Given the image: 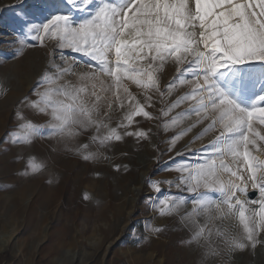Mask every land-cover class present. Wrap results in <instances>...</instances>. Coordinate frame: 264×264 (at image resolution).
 <instances>
[{
    "label": "snow or ice",
    "instance_id": "1",
    "mask_svg": "<svg viewBox=\"0 0 264 264\" xmlns=\"http://www.w3.org/2000/svg\"><path fill=\"white\" fill-rule=\"evenodd\" d=\"M64 8L29 25L30 39L40 47L55 42L62 63L50 52L32 92L35 99L21 101L47 117L46 123L18 112L22 123L10 133L11 143L29 145L34 137H46L67 147L92 132L89 142L99 149L124 136L148 139L143 129L127 130L135 117L169 118L161 125L168 131L195 116L169 141L174 147L205 122L192 142L215 134L207 146L169 169L180 173L176 187L193 195L161 194L160 182L150 181L161 194L152 208L161 216L179 215L190 233L186 243L203 250L202 264L255 249L264 235V0H64ZM18 43L16 55L36 46L23 38ZM167 64L176 74L162 91L159 73ZM185 87L187 92L159 110L160 117L146 110L154 107V95L163 104ZM117 109L122 117L112 127ZM70 150L84 161L101 156L99 150L89 151V143ZM43 167L30 157L25 174ZM249 186L258 192L256 198L248 197ZM188 204L191 209L185 210Z\"/></svg>",
    "mask_w": 264,
    "mask_h": 264
},
{
    "label": "rangeland",
    "instance_id": "2",
    "mask_svg": "<svg viewBox=\"0 0 264 264\" xmlns=\"http://www.w3.org/2000/svg\"><path fill=\"white\" fill-rule=\"evenodd\" d=\"M65 10L64 0H0V97L12 98L0 115V264H202L203 250L186 243L190 233L179 215L161 216L152 204L161 194L193 195L176 187L180 173L169 169L214 138L209 133L192 142L207 122L174 147L170 139L192 124L195 116L168 131L161 125L169 118L135 117L127 130L143 129L148 139L124 136L99 149L89 142L92 132L67 147L57 138L46 137H34L29 145L11 143L10 133L22 123L18 112L26 120L46 123L47 117L37 116L21 101L35 99L32 92L47 68L50 52L55 51L56 62L62 63L55 42L45 41L40 47L30 39L29 25ZM19 38L36 46L16 55L21 48ZM175 74L173 64L159 73L162 91ZM131 90L143 101L140 90L134 85ZM187 91V87L179 89L163 104L154 95V107L146 110L160 117L162 107ZM121 117L122 112L115 110L111 126L116 127ZM119 131L123 134L125 129ZM77 143H89V151L99 150L100 158L84 161L70 150ZM30 157L44 165L42 171L25 174ZM150 181L160 182L161 194L152 190ZM252 190L249 186L248 192ZM190 209L188 204L185 210ZM153 228L162 230L154 232ZM255 249L248 250L250 258ZM241 252L212 258L207 264H242Z\"/></svg>",
    "mask_w": 264,
    "mask_h": 264
},
{
    "label": "bare ground",
    "instance_id": "3",
    "mask_svg": "<svg viewBox=\"0 0 264 264\" xmlns=\"http://www.w3.org/2000/svg\"><path fill=\"white\" fill-rule=\"evenodd\" d=\"M11 99L12 98H10L9 95H6V96L4 95V96L0 97V115H2L5 107L7 106V103ZM23 192H24V190H23ZM259 239L261 242L257 244L256 249H255L251 258H250V254L248 252V250L250 249V246L244 250V253L241 252L244 254V261L242 262V264H264V235H261L259 237ZM68 245H70V243H68Z\"/></svg>",
    "mask_w": 264,
    "mask_h": 264
},
{
    "label": "water",
    "instance_id": "4",
    "mask_svg": "<svg viewBox=\"0 0 264 264\" xmlns=\"http://www.w3.org/2000/svg\"><path fill=\"white\" fill-rule=\"evenodd\" d=\"M247 195L249 198H255L257 195V192L255 190L247 192Z\"/></svg>",
    "mask_w": 264,
    "mask_h": 264
}]
</instances>
